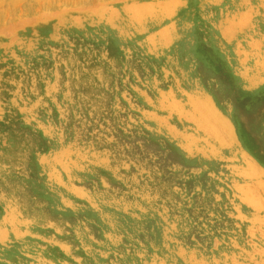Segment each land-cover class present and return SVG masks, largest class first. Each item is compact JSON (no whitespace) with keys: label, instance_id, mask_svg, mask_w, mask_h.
I'll return each mask as SVG.
<instances>
[{"label":"rangeland","instance_id":"1","mask_svg":"<svg viewBox=\"0 0 264 264\" xmlns=\"http://www.w3.org/2000/svg\"><path fill=\"white\" fill-rule=\"evenodd\" d=\"M0 264H264V0H0Z\"/></svg>","mask_w":264,"mask_h":264},{"label":"bare ground","instance_id":"2","mask_svg":"<svg viewBox=\"0 0 264 264\" xmlns=\"http://www.w3.org/2000/svg\"><path fill=\"white\" fill-rule=\"evenodd\" d=\"M206 107H208V106H206ZM209 109H210V106H209Z\"/></svg>","mask_w":264,"mask_h":264}]
</instances>
